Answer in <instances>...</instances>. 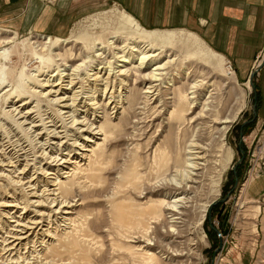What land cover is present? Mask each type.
<instances>
[{
	"label": "rangeland",
	"instance_id": "obj_1",
	"mask_svg": "<svg viewBox=\"0 0 264 264\" xmlns=\"http://www.w3.org/2000/svg\"><path fill=\"white\" fill-rule=\"evenodd\" d=\"M190 1L17 0L15 5L0 8V32L4 31L2 32L4 36H16L15 43L8 46L11 47L13 56L12 60L6 64V81L16 83V79L23 75L24 80L22 79L20 86L25 89L27 84L30 87L34 86L29 83V80L36 81V78L44 77L38 75L40 74L38 70L46 71L47 68L33 56L31 49L30 42L35 37L42 42H47L50 39L60 40L61 47L54 50V53L63 54L68 59L73 58L67 62L71 69L65 72H72L74 65L93 53V56L96 57L92 58L90 62L88 71L91 72L90 68H94V64H99L96 55L99 52L98 48L104 46L98 42H103L108 38L109 32H113L116 28L126 27L124 22L128 15L141 25L143 24L142 26L147 30H159L163 31L162 33L176 32L178 39L171 43V47L175 51L174 55L176 58L180 56L183 61L187 60L189 63L192 60L195 71H197L195 77L198 79L205 77L210 85L199 97L193 114L186 118L201 113L202 116L198 120L205 127L206 131L204 130L203 134L206 138L213 140V154L217 156L215 158L223 167L219 186L216 183L210 186L205 185V190L200 191L201 200L199 202L202 204L207 200H223L210 207L207 212L199 207L200 211L197 209V214L190 216V221L193 224L185 226L189 233L185 228L182 238L185 254L180 260L179 258L172 261L169 258H159L158 260L163 264H211L212 261L213 264H264V117L260 118L257 115L256 120L248 122L253 118L254 109L257 110V105H259L258 100L254 98L255 91L250 83L253 71L250 74L249 70L243 73L244 71L239 69L238 60L234 56L224 54L210 44L207 32V8L202 5L198 6V0H194L196 6L192 7ZM156 16L164 17L166 20L152 26ZM128 28L129 26H127ZM185 34L192 35L190 46H187L184 40ZM110 40L112 39L110 38ZM123 40L121 39L120 42ZM50 57L49 62L55 64L51 71H55L61 63L60 57L53 55ZM263 58L259 60L258 65L261 64ZM166 59L164 58L160 63ZM138 62L137 59H134L132 64H125L127 68H132L133 64ZM118 63L124 65V62ZM156 64L158 63H153L151 68ZM64 68V66L61 67V69ZM121 68L124 67L118 66L117 69ZM177 68H179V61L176 69L173 67L169 79L161 83L160 96L149 104H146L144 98L145 84L141 82L134 84L133 80L127 81V85L117 83L116 94L118 95V91H121L124 99L122 98L121 103H118L121 108H119L117 116L116 113H112L116 110L112 109L116 104L114 103L107 106L111 118L107 120L99 118L101 123L109 126L111 130L108 137L109 142L105 144L106 150L99 158L100 160L98 159L96 162V170L93 175L94 187L80 189L81 196H77L76 200H78V205L80 203L82 205L77 206L75 210L76 214L73 217L76 219V223H73L72 227L67 226L69 228L61 226V228L53 230L56 239L46 237L43 241V245L46 246H43L42 254H47L46 256L51 260L48 264H149V259L140 253L142 250L136 248L139 245L136 242L137 239L134 238L137 236L136 234L144 232L158 236L160 241L169 240L163 236L169 234L168 227L158 226L156 228V224L151 218V212L155 211L163 216L161 208L163 202L161 201L174 199L172 196H165L166 190L163 188L164 183L162 184V182L165 178L171 177L169 174H165L166 170L171 167H174L172 170L179 169V149H181L179 148V137H182L183 130H187L191 125L184 121L186 111L183 114L179 113V87L189 80L186 75L179 78ZM185 71H187L186 68H184ZM258 76L257 73L253 80L256 87ZM46 89L48 90L49 87ZM35 90L42 91V88L36 87ZM129 92L136 98V105L131 107L124 102L125 95H130ZM170 92L171 94H169ZM209 93H212L213 96L208 99ZM89 94L92 93H86V95ZM95 94L99 104H106L109 97L106 98L102 94L100 96L98 92ZM26 95L28 96L23 99L30 100L32 98L29 108L40 105L38 109L41 110L35 113H40L43 117L58 118L56 119L58 125L62 124L56 114V109L61 106L49 103L46 101V97H39L31 92ZM52 97L54 96H50V98ZM82 100L91 101L86 98ZM2 102L3 100L0 106V144H5L6 147L0 145V164L5 165L6 171L5 176H0V236L3 235L1 230L6 232L12 227H16L13 226L16 224L12 221L18 219V217L8 219L4 214L7 217L17 214L23 217L24 215L21 208L4 205L15 198L21 201L31 198L30 196L23 198L21 187L19 188L11 181V176H14L10 171L13 170L15 171L13 174L19 175L26 165L25 156L20 157L21 162L18 163H16V158L13 159V165H17V170L10 166V156L21 148L20 144L22 143L21 145L26 147L28 153L31 152L33 155L35 153L39 156L38 160H41V163L36 164L37 168L42 166L43 169L51 171L50 166L45 165L46 161L40 156L43 151L40 146L34 145L29 138L31 135L28 132H22L10 117L8 110L10 111L12 103L3 106ZM20 102L17 101L16 104ZM183 104H185L186 110L187 102L183 101ZM79 113L81 116L79 119H83L82 117L87 114L90 121H94L96 116L92 114V111L89 113L79 111ZM97 114L103 115L102 112ZM138 117L141 120L140 123L136 121ZM225 118L235 119L222 137L218 129L225 124H220L219 121ZM179 122H182L180 129ZM80 126L83 125L77 127ZM64 129L59 127L58 131ZM242 130L243 136L241 137ZM37 132L42 131L39 129ZM63 134L60 132V135ZM72 134L76 136H71L70 139L52 137L51 140L55 143L52 145H55L56 153L51 152L50 148L45 152L49 156H55L64 151L68 152L70 149L78 151L77 147L72 146L75 140L79 144L96 147L95 144L86 142L84 139V137L95 139L90 132L73 131ZM42 135V138L38 136V141L45 142L51 138L46 134ZM61 141L68 142H62V145H59ZM20 153L22 154V151ZM180 154H183L182 149ZM34 157L30 156L31 159ZM84 162L87 164L88 160H84ZM37 168L27 167L25 176L28 178L24 182L33 175L38 177L42 186L54 182V175H50L47 179L42 174H35L36 170L41 171ZM23 174L20 175L23 176ZM61 180L65 181L62 177ZM31 199L38 200L36 197ZM157 202L159 204L155 206L154 203ZM47 204L44 203V205ZM23 205V203L20 204L21 207ZM8 211L11 214H8ZM27 211L25 216L33 217L34 211L47 214L48 208L30 204ZM0 241H2L1 237ZM39 245L37 244V247L41 249L42 246ZM55 247H58L59 250L56 251ZM157 249L161 250L155 247L153 251H158ZM3 251L0 242V258H2L0 263L3 261L1 264H6L7 261L4 258L6 259L10 252ZM15 252L13 251L12 255ZM165 252L162 251L160 257L162 254L170 257V253ZM18 255L26 257L30 262L33 261L30 258L32 254L28 249H25V246L20 249ZM23 259H18L20 264L25 263ZM155 261L150 264H155Z\"/></svg>",
	"mask_w": 264,
	"mask_h": 264
},
{
	"label": "bare ground",
	"instance_id": "obj_2",
	"mask_svg": "<svg viewBox=\"0 0 264 264\" xmlns=\"http://www.w3.org/2000/svg\"><path fill=\"white\" fill-rule=\"evenodd\" d=\"M126 18L127 20L124 22L126 27L122 26L116 28L113 32H109L108 38L103 40V42H98L104 46L98 48L99 52H97L96 55L99 64H94V68H90L91 72L88 71L90 62L92 58L96 57L93 56V53L88 55L87 58H84L82 62L74 65L72 72H65L71 69L68 67L67 62L73 58L68 59L63 54L54 53V50L61 47V45H59L60 40L50 39L47 42H42L35 37V39L30 42L33 56L38 58L47 70H38V72H40L38 75L44 77L36 78V81L29 80V83H32L34 86L30 87V85L26 83L27 88L25 87V89L27 90L20 86L21 81L24 78L23 75L16 79V83L6 81V64L12 60L13 56V51L11 47L8 46L9 44L11 45L15 43L16 36H4L2 33L4 31L0 32V106L2 100L3 106L4 104L12 103L10 111L8 110L10 117L22 132H28L31 135L28 137L34 145L40 146V149L43 150L40 156L46 161L45 165L48 164L51 168V171L43 169L42 166L37 168L36 164L41 163V160H38L39 156L35 155V153L34 155L31 154L30 150V153H28L26 147L21 145V142V148L17 152H14L9 158L10 166H13L14 169L17 170V165H13V159L16 158V163H18L21 162L20 157L25 156L24 160H26V165L23 170L19 172V175L13 174L15 173L13 170L10 171L14 176H11V181L16 186H19V188L21 187L23 198L30 196L31 198L36 197L38 200L33 201L31 198H25L21 201L20 199L18 200L15 198L8 204L4 205L12 208H21L23 210L22 213H24L23 217L19 214L12 217L8 215L9 217H7V215L4 214L8 219L18 217V219L12 221L15 222L16 225L13 226L16 227H12V229H9L6 232L1 230L3 232V235L0 236L2 238V241H0L2 251L4 250L3 252L5 253L10 252L8 255L10 258H4V260L7 261L6 264H20L18 259L21 258H24L23 260L25 263L23 264H48V262L51 261L49 260L50 257L46 256L47 254H42L44 251L43 246L45 245H43V241L46 237H49L50 239L55 238L56 235L52 232L53 230H57L58 228H61V226L72 227L73 223H76V219L73 216L76 214L75 210L77 206L82 205V203L78 205V200H76L77 196H81L79 191L83 188L92 189L94 187L93 175L96 170V162L101 156H103V152L106 150L105 144L109 142L108 137L111 130L109 126L101 123L99 118H106V120L110 119L111 113L107 111V106H111V104L114 103L117 105L115 104L112 107V109H116L112 113H116L117 116L119 108H121V105L118 103H121L120 101L124 99L122 97L123 95H121V91H118V95L116 94L117 83L127 85L129 81L133 80L134 84L137 82L145 84V90L143 93H145L144 98L146 104H149L152 100L157 99L160 96L161 83L166 79H169L173 67L176 69L178 66V61L179 68H177V70L179 71V78L186 75L187 80H189V82L179 87V113L183 114L186 111L184 121L189 124L191 123V125L187 130L184 129L182 137H179V148L183 150V154H180L181 149H179V169L172 170L174 167H171L166 170L167 172H165V174L167 173L171 177L165 178L162 182V184L164 183V187H162L166 190L164 193L165 196H172L174 199L172 201H161L163 202L161 207L163 216H160L155 211L151 212V218L154 220L156 228L158 226H167L169 234H164L163 236L172 240L160 241L158 236H152L144 232L137 233V236L134 238L137 239L136 242L139 243V245L136 248L142 250L140 253L149 259V264L155 260V264H163L158 260L159 258H169L170 261L176 260L177 258L180 260L185 254L183 246L184 240H182L185 228L193 224L190 221V216L192 217L197 214V209L199 207H202L205 212H207L210 205L216 200H207L200 204V191L205 190V185L210 186L211 184L216 183L219 186L222 179L223 167L219 164V160L215 158L217 156L213 154V140L206 138L203 134L205 127L203 126V123L198 120L202 116L201 113L186 118V116L193 114L199 97L205 93L207 86H210L208 84L209 81H206L205 77L202 79L195 77L197 71H195L192 60L190 61L191 63H189L187 60L183 61L180 56L179 58H176V55H174L175 51L173 50V47H171L172 41L178 39V34L176 32L169 31V33H162L163 31L159 30L150 31L145 29L142 26L143 24L141 25L132 16L128 15ZM127 26H129L128 29ZM110 38L112 40H110ZM191 38L192 35L185 34L184 40L187 46L192 44ZM121 39L124 40L120 42ZM47 55L60 57L59 60H61V63L56 67L57 69L55 71H51L55 64L49 62L51 57H47ZM164 58L167 59L160 63ZM134 59H137L139 62L133 64L132 68H127L126 64H132ZM118 62H124V65H120ZM153 63L158 64L151 68ZM62 66L65 68L61 69ZM118 66H123L124 68L117 69ZM184 68H186L187 71L184 72ZM34 77H37V75H34ZM26 80L28 81V79ZM99 85H101V87H99ZM36 87H41L42 91L35 90ZM46 87H49V89L47 90ZM92 90L95 92H92ZM29 92L36 94L39 97H46V101L49 103L61 106V108L56 109L57 113H55L59 116V122L62 121V124L58 125V121L56 120L58 118L52 116L43 117L40 113L37 114L39 110H41L38 109L40 105H34L29 108L32 103V98L30 100L23 99L25 96H28L26 94ZM97 92L100 93V96L102 94L103 96H106V98L109 97L106 104H99V101H96L97 96L95 93ZM86 93L92 94L86 95ZM129 93L130 95H125L126 98L124 102L131 107L136 105V98L131 95V92ZM169 94H171V92ZM50 96L54 97L50 98ZM211 96H213V94L209 93L208 99L211 98ZM83 98L90 99L91 101H83ZM17 101L21 102L16 104ZM183 101L187 102L188 107L186 110ZM79 111H82L83 113H89L92 111V114L96 115L93 119L94 121H90L89 118H87V114L82 117L83 119H79ZM98 112H102L103 115L101 116L97 114ZM34 113L36 116L33 115ZM48 119L49 121H47ZM137 119L138 120L136 121H139L138 123H140V118L138 117ZM234 119L228 120L225 118L219 121L220 124H225L218 129L219 132H221L222 137L225 135ZM196 122L198 123L194 124ZM78 125L83 126L77 127ZM181 125L182 122H179V129ZM59 127L65 129L63 131H58ZM82 127H84V129H82ZM39 129H41L42 132H37ZM73 131L90 132L95 139L88 137H84V139L86 142H92L96 147L93 148V145L88 144H79V142L75 140L72 146L77 147L78 151L77 149H70L68 152L64 151L55 156H49L47 152H45L46 149L50 148L51 152L56 153L55 145H52L55 144L51 140L52 137L70 139L71 136H76L72 134ZM60 132H63L64 134L60 135ZM41 134H46L51 138L45 140V142L38 141V136H40V138L43 137ZM62 142L67 143L68 141H61L59 145H62ZM0 145L6 147L5 144ZM20 151H22V154ZM30 156L35 157L34 159H31ZM49 160L50 162H48ZM84 160H88V163L86 164ZM31 161H34V163H31ZM29 166L30 168L34 167V169H40L41 171L38 172L36 170L35 174H42L47 179L50 175H54V182H50V185L47 183L42 186L40 185L41 181L34 175L24 182V180L28 178L25 174H27L26 170ZM83 166L86 167L83 168ZM0 171V176H5V165L0 164ZM20 174H23V176ZM61 177L64 178L65 181H62ZM44 201L48 204L44 205ZM22 203L24 204L23 207L20 206ZM30 204L33 206H46L48 208V213L41 214L38 211H34L35 215L33 217H28V215L25 216ZM154 204L155 206H158L159 203L157 202ZM8 214H11V212L8 211ZM177 239L179 240L177 241ZM37 244L42 246L41 249H38ZM23 246H25V249H28L30 254H32V257L30 258L33 261L30 262L26 257L18 255V252H20V249ZM155 247L161 250L157 249L158 251H153ZM55 250L57 251L59 248L55 247ZM13 251L16 252L12 255ZM162 251L170 253V257L168 255L164 256V254L160 257ZM179 260L178 263H180Z\"/></svg>",
	"mask_w": 264,
	"mask_h": 264
},
{
	"label": "crops",
	"instance_id": "obj_3",
	"mask_svg": "<svg viewBox=\"0 0 264 264\" xmlns=\"http://www.w3.org/2000/svg\"><path fill=\"white\" fill-rule=\"evenodd\" d=\"M17 0H0V8ZM198 0L207 8L208 40L220 52L234 56L241 71H254L264 55V0ZM195 7L194 0L190 1ZM163 17V16H162ZM166 20L156 16L153 23ZM264 60V58H263ZM262 60V62H263ZM259 61L258 63H256ZM261 62V63H262ZM255 64V65H254ZM258 116L264 117V66L258 72ZM250 76V75H249Z\"/></svg>",
	"mask_w": 264,
	"mask_h": 264
},
{
	"label": "water",
	"instance_id": "obj_4",
	"mask_svg": "<svg viewBox=\"0 0 264 264\" xmlns=\"http://www.w3.org/2000/svg\"><path fill=\"white\" fill-rule=\"evenodd\" d=\"M263 66H264V60H263L262 64L258 65V67L252 72L251 77H250V83H251V85H252V87H253V90L255 91V96H254V98H257V87H256V84L254 83L253 80H254L256 74L259 72V70H260ZM257 115H258L257 110L254 109V116H253V118H252L250 121H248V122H252V121L256 120ZM248 122H246V123H248ZM246 123H245V124H246ZM242 136H243V130L241 131V137H242ZM242 153H243V151H242ZM222 200H223V199H219V200L215 201L210 207H212L213 205L217 204L219 201H222ZM211 264H213V261L211 262Z\"/></svg>",
	"mask_w": 264,
	"mask_h": 264
}]
</instances>
